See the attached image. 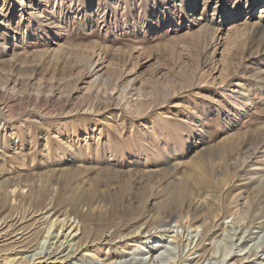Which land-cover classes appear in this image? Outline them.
I'll list each match as a JSON object with an SVG mask.
<instances>
[{"label": "rangeland", "instance_id": "374dc122", "mask_svg": "<svg viewBox=\"0 0 264 264\" xmlns=\"http://www.w3.org/2000/svg\"><path fill=\"white\" fill-rule=\"evenodd\" d=\"M68 171L122 207L147 191L145 215L194 194L149 228L118 208L113 238L78 247L55 183L19 204ZM263 185L264 0H0V264H264Z\"/></svg>", "mask_w": 264, "mask_h": 264}, {"label": "bare ground", "instance_id": "6f19581e", "mask_svg": "<svg viewBox=\"0 0 264 264\" xmlns=\"http://www.w3.org/2000/svg\"><path fill=\"white\" fill-rule=\"evenodd\" d=\"M229 151V149H221V151H219L216 156H218L217 158L220 157L221 160H224L226 154ZM207 162L208 160L200 157L197 161H195L194 165L198 168L204 167L203 170H209V165ZM76 176L77 175L75 174V171H68L67 173H64L63 178H61V175H58L56 177L52 176L47 180L45 179L43 187L39 188L35 192L36 196L35 198H33V200H31L30 198H19V204L29 202L27 206H29V210L31 209V214H35L37 211L40 212V210L42 209L44 210V201L48 194V188L52 183H55V185L58 186V193H56L54 198L51 200L52 205L50 206V210L62 215L64 219L73 217L74 219L78 220V223L81 224V236L78 239V247L83 243H87L89 239H97L100 237L99 235H104L100 234V231L105 228H111L113 230L111 232V235L108 236V238L110 239L113 238L111 236L117 234L119 232V228L121 227L118 225V223H112L113 218L117 215L118 208H120V210L118 211V215H121L123 219L126 218L127 220L131 215L133 216V218L129 220L133 221L136 224H140L139 226L144 225L145 228H149L159 225V222L162 219L171 220L175 217L181 216L185 209H189L191 205L190 197L192 194H194L193 192H191V189L187 182L183 180L179 182L178 187L174 189L173 192L171 191L169 193H166L161 197L158 208L154 214L152 213L153 215H145L144 210L147 201V191H143V193L138 198L137 204L134 207H122V204H126V199L122 194L118 197L111 198L109 196H104L103 194H98L96 189L81 191L73 186L75 184ZM1 183L2 185H4L3 182ZM198 184L204 185V187H206L205 185H207V180L204 177H201ZM261 189L264 190V185L261 187ZM17 199L18 197H14L15 201H17ZM5 201V197L0 196V216L7 210L5 207ZM93 211L98 213H93L92 215L91 212ZM14 213L15 212H9L2 218H4L5 216H7L5 217L6 219L11 218ZM107 216L109 217L106 220ZM93 217L95 219H102V221L104 220V225L98 228L92 226ZM214 227L215 226L211 224L210 230ZM36 238L37 232L34 231L17 244L21 246L20 248H28ZM148 247L149 248L147 250L142 249V251L150 254L151 249L165 248V246L162 245H151ZM152 257L153 254L150 255L149 263L153 260ZM141 262L142 261H139L138 263Z\"/></svg>", "mask_w": 264, "mask_h": 264}]
</instances>
